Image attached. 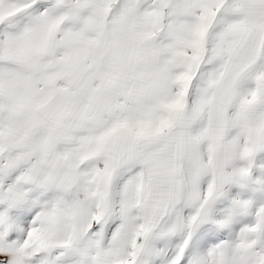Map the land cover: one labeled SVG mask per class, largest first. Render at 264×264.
Returning a JSON list of instances; mask_svg holds the SVG:
<instances>
[{"label":"snow or ice","instance_id":"obj_1","mask_svg":"<svg viewBox=\"0 0 264 264\" xmlns=\"http://www.w3.org/2000/svg\"><path fill=\"white\" fill-rule=\"evenodd\" d=\"M0 264H264V0H0Z\"/></svg>","mask_w":264,"mask_h":264}]
</instances>
